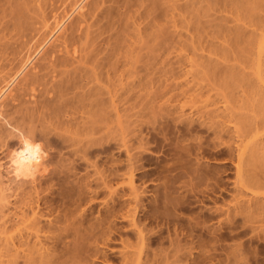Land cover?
Returning a JSON list of instances; mask_svg holds the SVG:
<instances>
[{"label":"rangeland","instance_id":"rangeland-1","mask_svg":"<svg viewBox=\"0 0 264 264\" xmlns=\"http://www.w3.org/2000/svg\"><path fill=\"white\" fill-rule=\"evenodd\" d=\"M22 1L20 0V2ZM35 1L30 3L33 9L29 7V0L23 1L28 4L29 8L26 6L24 13H26L25 17L29 18L27 20L24 17L23 22L21 20L17 26L18 28L21 25V32L17 28L13 31L14 26L4 30V24L10 21L5 17L6 11L0 10V17H2V19L0 18V93L11 78H14V74L16 76L18 70H21V67L30 58L31 52L33 58L26 65L25 72L23 71L17 76L19 77L18 80L16 78L17 82L11 87L14 92L8 94L5 99H1L0 103L4 114H10L11 109L13 111L14 108L20 109L24 102L26 103L23 104L22 108L25 109L27 103L34 100L31 96L32 94L37 95V92L32 91L34 87L36 86V91L41 90L40 82H37L38 77L46 75L49 71L48 69L45 71L43 68L47 67V61L49 62V56L46 58V54L49 53L47 50H64V40L68 38V40H72L74 36L70 35L75 31L74 27L81 22L80 20L84 19L80 17L82 15L79 14V11H76V14L74 13L65 24L69 29L65 27V32L62 33L67 34H64L63 38V34H59L61 40L56 42L50 41V37V45L46 46V53L40 56L38 54L41 50H38L37 54L35 49L37 50V47L41 49L39 47L52 34V27L56 25L55 23L61 22L64 19L63 16L71 15L74 10L73 7L75 8L80 0ZM87 1L84 4H88L89 8L90 4L99 0H89V3ZM20 2L19 0H12L11 4L15 6L21 4ZM47 3L52 6L47 5L50 9L45 6ZM7 4H4L3 1L0 9L4 8L3 10H5L6 7L9 9L10 5ZM37 4L38 6H36ZM88 8H85L83 13H89ZM229 9V7L225 9V7L212 5L210 0L206 1L203 4L200 30L191 32L185 54L187 57L185 56L182 63L175 67V75L168 81H165L164 78L161 79L154 88L153 96L150 94L149 97L145 96L138 101L123 103L121 109L129 110L132 105H135L134 111L126 114L127 116L125 115L122 119L127 126L124 127L125 124H123V130L119 128L115 114L100 116L99 119H101L102 124H96L95 130L91 131V155L87 156L84 169L80 172L75 171L76 174L79 173L76 178H66L61 175L55 177L51 191L43 195V197H48L47 204L51 200V204L47 205L46 208L51 205L50 208H53L54 215L60 222L65 220L63 215L65 211H77L79 217L83 215L84 227L91 229V242L83 245L79 258L80 264H125L123 263L124 258L129 255L132 258L127 261V264H136L135 254L137 255L138 252H142L144 257L142 262H145L151 253V260L154 257L160 260L157 264H215L216 262L218 264L222 260L227 262L226 257L236 248L241 251L243 259H245L243 262L241 260L242 263L264 264V220L260 217L253 220V217L250 218V221L247 214L243 215L240 213L241 211H238L241 210L239 204L242 205L243 201L247 202L251 193L244 188L240 191L236 186V166L240 158L238 145L243 143L247 147V151L256 141H259L258 144L263 143L261 145L264 146V100L261 99V96L262 101H260V95L256 97V94L252 95L250 92L255 87L257 89L258 86V91L259 88H261L260 91L264 90V79H259L253 62L257 58L256 50L250 51L243 41L236 46L233 32L242 26L245 32L249 34L256 27L254 25H250L253 28L249 27L248 21L246 24L243 22L245 25L243 26L242 21L238 22L237 15L232 14ZM191 11L189 22L191 23L190 26L194 27V24L195 26L198 25V19L194 8ZM260 13L263 17L264 13ZM260 13L259 16H261ZM56 16L61 17L60 20ZM30 17L33 21L29 20ZM22 23L24 26L26 25V33ZM16 30L17 33L20 32V35L16 33ZM67 30H70L69 33ZM85 31L80 32V36H85ZM75 33L73 32L75 38H78V34ZM256 33L258 34L257 29ZM84 38L86 39V37ZM85 39L83 41L86 43ZM75 40L77 39L73 38V43ZM67 41L65 44H71V41L66 43ZM79 42H82L81 37ZM84 42L80 43L82 46H80L79 52L85 53V51L90 50L88 49L90 48L89 43H86L84 49H81ZM36 43L39 45L37 46ZM76 43L79 46L78 41ZM230 46L234 47L233 52L227 51ZM58 47L60 49H56ZM218 47L220 48L218 49ZM221 51L226 53L221 54ZM210 52L213 53L212 56L209 54ZM63 55L64 53H59V56ZM171 57L174 60H180L183 56H180L178 50H173ZM34 66L37 68L36 71ZM227 67L232 68L239 77L228 78L224 74ZM161 71L162 67L156 66L155 72L160 73ZM35 77H37V81H35ZM28 78L29 80H27ZM31 80L37 82V85L34 83L33 86ZM27 84L31 86V89ZM140 86L141 94L150 91V87L147 88L149 85L145 81ZM91 87L93 86L91 85ZM25 89L27 90L25 91ZM28 90L32 93L31 95L30 92H27ZM258 91L256 93L262 94ZM249 93L253 97H249ZM15 101L18 102L15 104ZM97 120L98 118H94L91 112V121L96 122ZM137 121H139L138 124L134 123ZM2 123L0 122V125H3ZM212 124L213 126H211ZM218 127L220 128L218 129ZM125 129L127 130L125 131ZM216 129L223 133V140L215 136L214 131ZM42 143L36 139L33 145L41 150L42 154L50 152L44 148ZM259 146L252 152L258 155V158H263L264 151L263 155L260 156ZM20 150L21 144L18 139H7L6 144L0 140V164L2 165L0 176L3 175L0 178L3 179L2 181L7 187L12 189L9 191L6 187L7 195L8 193L9 195L12 194L17 183L13 182V176L9 175V170L19 166L21 162L19 159ZM130 156H133L131 157L133 163L130 162ZM53 157L47 158L46 156L48 163H46L47 165L42 164L41 167L47 169L51 167L66 173L70 170L72 172L76 165L73 159H68V156L54 157L57 160L52 159ZM49 161L55 163V166L54 164L51 165ZM131 164L134 169L130 172L131 167L129 165L131 166ZM252 167L254 168V166ZM252 167L250 166V169L253 170ZM8 168L10 169L7 171ZM255 168L256 173L264 176V163L262 161L256 160ZM82 177L86 179V182L91 183V195L88 194L89 197H87L88 195L84 196L86 197L85 200L84 197L81 199L83 195L81 191V187H83ZM131 178L133 182H131ZM5 185L0 187L5 188ZM132 188H135L134 191ZM255 190L261 194L259 196L262 198L260 204L263 206L264 187ZM16 200L14 197H9L8 201L12 203L10 208L14 207L12 205ZM43 207L45 208V206ZM45 210L47 212V209H44V212ZM209 227L211 230L213 229V233L214 230H220L221 233L217 237L218 240L222 239V244L219 243L220 241L218 242L217 238H214L215 243L213 242L214 245L220 244H218L219 246L216 245L220 249V252L218 251L220 254L217 252L218 255L211 251V248L215 246L211 244L212 247H210V241L213 240V235L218 231L213 234ZM141 234L147 239V246H144L143 249L139 245L141 238L138 239ZM147 241L151 244L149 245ZM177 241H183L180 243L187 244V247L182 245L184 246L182 250L189 249V246L192 249L193 246V251L190 249L183 250L184 252L180 251L181 254L182 252L183 254L188 251L191 252L189 261H187L189 253L181 255L185 260L177 259L179 256H174ZM70 242L71 239L54 244V246L63 250L67 245L69 246ZM180 243L177 244L180 245ZM182 246L180 245L178 249L180 250ZM209 249L212 252L210 255L207 253ZM211 254H215L217 259L212 258ZM208 255L210 259L208 257L207 260ZM232 262L238 263L234 260ZM232 262L231 264H233Z\"/></svg>","mask_w":264,"mask_h":264},{"label":"bare ground","instance_id":"bare-ground-1","mask_svg":"<svg viewBox=\"0 0 264 264\" xmlns=\"http://www.w3.org/2000/svg\"><path fill=\"white\" fill-rule=\"evenodd\" d=\"M3 1L4 4L8 3L10 5L9 9H7L8 7H6L5 10H3L4 8L0 9L3 12L6 11L5 17L10 21H8L9 23L6 22V24H4V30H8L11 26H14V31V29H16L20 24V21L25 17L26 13L24 12L28 7V4H25L27 1L24 3L23 1L25 0L22 2L19 0L21 4H17L15 6H12V0H0V5ZM29 1L30 2L28 3L30 4L33 0ZM85 1L87 0H80L75 5V8L73 7V13L71 15L68 14L66 17L63 16L64 19L61 20V22H58L57 20L56 23L54 22L56 25L52 27V34L49 37L47 36V40L43 42L44 46L41 45L39 47L41 49H38L37 46L39 43L38 45L36 43L37 46L35 47H37V50L35 48L34 49L37 54L38 50H41L38 54L41 56V54L46 53V46L51 40L52 42L61 40L59 38V34H63L62 32L65 30L66 22L74 15L76 11H79V14L82 15L80 17L84 18L83 20H80L81 22H79L77 25L75 24L77 26H75L76 28L73 26L75 29L73 32H76V35L78 34V38H75V35L71 31L73 35L71 34L70 36H74L73 38L77 39L75 40V43H73V38L72 40H68V38L64 40V45L62 44L64 46V50H47V52L49 51V53L46 54L47 56L44 54L46 58L49 56V62L47 61V67L43 68L45 71L46 69L49 71H47L48 73L46 75L44 74L42 77H38V81L36 80L37 77H35V81L38 83L40 82L39 87H41V90L36 91L37 88L35 89L36 86L34 87L35 90L33 89L32 91L37 92V95H33L30 90L27 91L30 92V95L32 94L31 96H33L32 98L34 100L32 102L28 101L29 103H27V108L25 107V109H23L22 106L26 102L22 104L20 109L14 108L13 111L11 109L10 114L6 113V111H4L6 114L2 112V104L0 103V122H3V125H0V140H3V144H6L7 139L9 140L10 138H15L18 139L21 144V150L19 154V159L21 162L19 166L17 168H13L12 170L10 169L11 167L7 169V171L10 169V174H8L13 176V182H17L16 186L15 184V187L13 186L14 190L12 194H6L5 190L7 186L5 185L4 181H2L3 179L1 180V176L3 175L0 176V186L5 185V188L0 187V264H80L79 258L83 245L91 242V229L84 227V220L82 218L83 215H80L79 217L77 211H65L63 213L65 220L64 222H60L58 218L55 217L52 210L53 208H50L51 205L46 208L47 205L51 204V200L49 201V204H47L48 197H43V195L51 191L53 179L55 177L61 175L65 176L66 178H76V175H79V173L76 174L75 171L80 172L84 169V162L87 156L91 155V131L95 130L96 124H102L101 119H99L100 116H110L115 114V117L117 118H115L117 120V124L119 128L123 130L124 127H127L125 124L126 122L123 123L122 121L123 117L128 113L130 114V112L132 113L135 109V105H132L129 110L121 109L123 103L138 101L145 96L149 97L150 94H153L155 86L161 81V79L164 78L165 81H168L175 75V67L182 63L185 56L187 57L185 54L187 53V42L191 37V32H197L200 30L199 25L201 24L200 22L203 16V4L208 0H99L96 2L93 0L95 3L93 2L90 4L89 8L88 4H84ZM210 2L212 5L220 6L221 8L225 7V9H228L229 7V10L232 11L231 13L237 15L235 16L238 18V22L242 21V23L240 22L241 24H243V22L246 24V21H248L249 23H247L249 27L252 25L256 27L258 34L256 33L255 28V30L253 29L254 31L252 30V32L248 34L245 32V29L242 26L233 30V32L236 46L239 45L241 41H243L250 51L256 50L257 58H255L253 62L256 66L259 79L263 80L264 16L262 17L260 12L264 13V1L210 0ZM47 5L48 3L45 4L46 7ZM36 6H38V4ZM29 7H31V4ZM33 7L35 8V6ZM49 7L47 8L50 9ZM42 8L45 9V7ZM85 8H88V11L90 10V12L87 14L83 13ZM193 8L198 19V25L195 26L194 24V27H191L189 18L192 12L191 9ZM34 12L36 13V11ZM259 13L261 16H259ZM36 15L38 17V13ZM39 17L41 19V16ZM0 18L2 19V17ZM57 18L60 20L61 17ZM4 19L2 20L3 22ZM29 20H31V17ZM31 21H33V19ZM72 22L74 23V21ZM244 24L243 26H245ZM22 26H24L23 23ZM25 26L23 30L26 33ZM246 27L248 26L246 25ZM67 28L68 26L66 29ZM17 30L21 32V25L17 28ZM23 30L22 32H24ZM67 31L69 33L70 30ZM84 31L86 32V35L80 36V32L82 33ZM20 32L17 34L20 35ZM64 34L62 35V38ZM79 36L81 37L82 42H84L83 39L86 37V43H89L88 45H90V48H88L90 50H87L86 48L88 52H79L80 46H82L80 45L82 42H79ZM50 37L51 39L49 41ZM67 40L71 41V44H65V41ZM68 41L66 43H68ZM76 41H78L79 46ZM86 43L84 42L81 49H84ZM219 48L220 47H218V49ZM56 49L60 48L58 47ZM173 50H178L180 52V56L183 57L180 60H174L173 57H171ZM227 51L233 52L234 47L230 46ZM31 53L29 54L30 58H28V60L21 67V70H18L16 76L14 74V78H11V80L5 86V89L3 88L4 90L0 93V101L1 99H5L8 94H12V92H14L12 91L13 89H11V87L15 84V82H17L16 78L17 80L19 78L17 76L20 75V73L22 74L26 65L29 64L31 59H33ZM59 53H64V55L59 56ZM220 53L224 54L226 52L221 51ZM209 54L211 56L213 55L212 52ZM36 60L35 62H37ZM38 65L39 64H37V66ZM158 65L162 67V71L160 73L155 72L156 66ZM34 69L36 71L37 68L35 67ZM32 72L33 71H31V73ZM224 72L228 78L239 77V75L234 73L230 67H227ZM27 80H29V78ZM33 80H31L32 85L35 83ZM144 81L147 83V85H149L147 88L150 87V91L147 89L149 92L141 94L142 90H139V88H141L140 85ZM37 82L34 85H37ZM91 85L93 87H91ZM29 87V89H31V86ZM258 87L257 89L255 87L250 92H252V95L256 94V97L260 95L259 100L262 101L261 99L264 100V90L260 91L261 88H259L258 91ZM27 89H25V91ZM254 90L255 93H253ZM256 91L261 92L262 94L256 93ZM154 94L156 95V93ZM252 95L249 93V97ZM261 96L262 98L260 99ZM105 99H107L106 102H104ZM16 102L18 101H15V104ZM16 107L18 106L16 105ZM91 112L94 118H98L96 122L91 121ZM138 122L139 121L134 123L138 124ZM123 124H125V126ZM211 126H213V124ZM219 128L220 127H218V129ZM127 129H125V131ZM219 131L220 130L217 131L216 129L214 134L218 139H222L224 135L222 136L223 133ZM36 139H38V141L41 143L43 142L42 144L45 146L44 148L50 152L47 151L48 153L42 154L41 150L35 148L33 144L35 143ZM258 142L259 141L254 142L251 147H249L248 151L247 147L244 146L243 143V146L241 144L238 145L240 149H238L240 151V153L238 152L240 158L236 166V186L240 191H242L243 188L250 191L251 197H248L250 199L247 202L243 201L242 205L239 204L240 208L237 207V205L236 207L241 209L238 210L241 211L240 213L243 215H248H246L249 218L248 220H250V218L252 219L253 217V220L256 217H260L264 220V204L261 206L262 204H260V201H262V198L259 197L261 194L258 193L259 191L255 190L256 188L264 187V176H260V174L256 173L257 170H255L257 169L255 168L256 160L262 161L264 163V156H262L264 146L261 145L263 143L258 144ZM258 146L260 150L259 155L263 157H260L261 160L258 158V155H255V153L252 152V150ZM261 149L263 150L261 151ZM63 151L66 152L63 153ZM247 153L248 155H245ZM44 154H47V158L50 156H54L55 158L59 156H68V159H73V162L76 164L73 168L74 172L73 169L72 172L69 169L70 171H66L65 173L64 171L61 172V170H55L54 168L52 169L50 166H48L50 167L48 168L50 170H48L46 167H41L42 164L48 163V160ZM54 157L52 159H54ZM131 157L133 156L129 157L130 162ZM53 164L55 166V163L51 162V165ZM250 166H254L255 169L253 167V170L250 169ZM129 167H131V172V170L134 168H132V164L131 166L129 165ZM1 168L2 165L0 164V171ZM9 175L8 177H10ZM84 179L85 178L82 177L83 187H81V191L83 195L81 196V199L88 194L91 195V183L86 182V179ZM130 180L133 182L132 178ZM9 183H7L8 186ZM7 188L9 191L12 190L10 187ZM134 189L135 188H132L133 191ZM89 195L87 197H89ZM9 197H14L17 199L12 205L14 206L13 208H10V204H12L10 201L12 200L10 198V201H8ZM85 198L86 197H84V200ZM43 206H45V208ZM43 208L47 209V212L46 210L44 212ZM234 212L236 213V211ZM209 228L211 230V227ZM212 230L210 232H212ZM217 231L218 233H216ZM203 232L205 233V231H202V233ZM219 233L220 230H214L213 234L215 235L212 234L213 240L211 239L212 241H210V247H212L211 244L215 246L214 248H211L213 253H217L218 251L220 252L219 247L216 246L219 243L222 244V239L218 240L217 237V235L219 236L221 234ZM140 238L141 240L139 245L143 249L144 246H147V239H145L142 234L138 239ZM214 238H217L218 242H220L214 245ZM69 239H71L69 246L67 245V247L63 250H60L54 246V244L63 243ZM180 242L183 241H177V243ZM177 243L175 245L178 246L179 244ZM150 244L151 243L149 242V245ZM180 245L186 246L187 244L180 243ZM177 246L176 248L178 249L179 246ZM183 247L184 246H182L180 250H177L176 248L174 249L176 252L174 256H179L177 259L183 260L184 258L181 257L184 252L183 250L187 251L190 249L189 246V249L185 248L182 250ZM221 247L223 246L221 245ZM192 249H190V251H193ZM181 250L183 251L182 254L180 253ZM190 251L186 253H189L187 261L190 260L189 257L192 255H190ZM207 253L210 255L212 252H210L209 249V252ZM122 254L123 252L121 255ZM147 254L148 253H146V255ZM209 255L207 256V260L208 257L210 259ZM214 255L215 254L212 255V258L217 259ZM123 256L124 255H122V257ZM135 256L136 260H134L137 263H134L136 264L159 263V259L154 257L159 255H154L152 260V254L150 259L147 255L148 259L146 260L145 258V262H142V260H144L142 252H138L137 255L135 254ZM131 258L132 256L129 255L124 258L126 262H122L127 264V261L131 260ZM162 259L164 260V257ZM226 260L227 262H223L222 260L219 261L218 264H231L232 260L241 264L245 259H243V254L241 251L236 248L234 251L229 253L228 257H226Z\"/></svg>","mask_w":264,"mask_h":264}]
</instances>
